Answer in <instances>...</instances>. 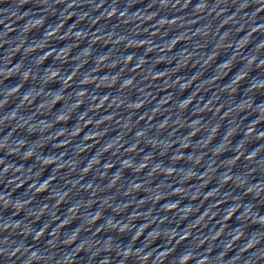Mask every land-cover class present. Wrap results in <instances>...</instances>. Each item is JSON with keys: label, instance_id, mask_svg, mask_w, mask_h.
I'll use <instances>...</instances> for the list:
<instances>
[{"label": "water", "instance_id": "95a60500", "mask_svg": "<svg viewBox=\"0 0 264 264\" xmlns=\"http://www.w3.org/2000/svg\"><path fill=\"white\" fill-rule=\"evenodd\" d=\"M0 264H264V0H0Z\"/></svg>", "mask_w": 264, "mask_h": 264}]
</instances>
